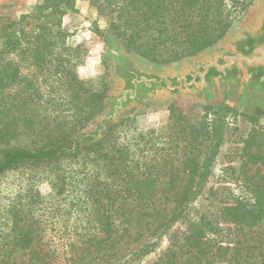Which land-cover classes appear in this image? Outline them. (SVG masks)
<instances>
[{"label":"trees","instance_id":"16d2710c","mask_svg":"<svg viewBox=\"0 0 264 264\" xmlns=\"http://www.w3.org/2000/svg\"><path fill=\"white\" fill-rule=\"evenodd\" d=\"M76 1L42 0L18 19L0 15V178L22 173L17 180L20 188L10 196L3 198L0 190V264H11L10 257L18 248L33 249L29 264H57L50 244L39 240L34 246L36 231L44 227L45 197L35 190L43 180L58 184L55 190L59 195L75 196L87 208L103 209L104 237L84 240L86 246L76 252L74 263L83 258L82 252L91 251V245L113 244L116 227L110 211L116 210L129 220L135 209L147 210L163 174L169 173L172 181L180 170L188 174L180 196L181 204L187 207L202 191L210 174V160L226 130V114L235 109L224 102L205 105L206 114L212 113L211 121L194 123L171 104L166 125L133 130L130 138L112 143L106 152L104 143L123 130L130 118L112 126L95 144L60 150L62 143L70 141L103 110L108 91L106 81L101 88H95L75 70L80 63L76 54L79 46L68 44L63 18L68 11L77 10ZM89 2L101 15L112 16L110 28L129 51L155 63L195 55L216 44L233 25L224 0ZM24 65L31 68L29 77L21 71ZM37 107L43 111H37ZM56 108L58 112H54ZM247 115L256 125L245 139L243 152L248 160L264 165V126L259 124L264 110L258 108ZM39 122L46 130V142L41 147L8 146L26 131H35ZM209 139L213 144L201 161L200 146ZM74 162L78 168L58 171L61 165ZM24 174H28L27 179ZM4 199L8 200L6 204ZM222 213L244 235L253 232L264 237V185L257 184L253 201H229ZM168 218L175 219L176 215ZM201 221L193 226L189 250L194 248L197 256L209 251L226 253L229 245L222 242H230L229 235L203 240L216 230L209 221ZM152 245L153 242L145 244L134 257L150 252ZM210 245L214 248L210 249ZM176 257V251L170 249L157 264H175Z\"/></svg>","mask_w":264,"mask_h":264},{"label":"rangeland","instance_id":"374dc122","mask_svg":"<svg viewBox=\"0 0 264 264\" xmlns=\"http://www.w3.org/2000/svg\"><path fill=\"white\" fill-rule=\"evenodd\" d=\"M41 1L0 0V15L18 19L23 13L32 11ZM255 6L256 0H224V9L230 14L233 24L249 16ZM76 8V11H68L63 18V27L68 32V44L79 46L76 54L79 53L80 63L75 70L88 85L101 88L106 81L109 90L112 76L110 63L106 59L107 47L103 34L112 32V16L101 15L89 0H77ZM21 71L29 77L31 68L24 65ZM222 102L227 104L222 97L208 102L176 100L172 104L182 109L191 122L204 120L209 123L212 113L206 114L205 105ZM170 105L167 103L148 106L124 116L117 124L130 118L129 122L123 130L117 131L115 136L104 143L106 145L103 150H110L114 142L126 141L131 137L133 130H147L166 125ZM229 106L235 109L226 114V130L217 146L216 154L210 160V174L199 196L187 207L184 208L181 204L180 196L185 190L188 174L180 170L175 181L171 180L169 173L163 174L157 180L156 193L148 209H135L129 220L116 210L110 211L116 227L115 242L91 245V251L87 252V249L82 252L83 258L74 263L76 252L80 251V247L86 246L84 240L92 238V241H96L104 237L101 230L103 209L99 211L94 206L87 208L82 201L76 200L75 196L71 198L68 194L59 195L55 190L59 187L58 184L43 180L36 185L35 190L45 197L42 211L44 227L36 231L34 246L39 240L50 244L57 264H157L170 249L177 253L175 264H264V237L260 238L253 232L244 235L234 223L227 222L222 213L224 205L229 201H253L257 184L264 185V165L248 160V156L243 152L245 139L256 125L247 114L254 111L236 104ZM36 110L43 111L41 107ZM58 111L56 108L54 112ZM259 124L264 126V117L260 119ZM42 127L43 123L39 122L35 131H26L19 140L12 141L8 146L41 147L46 142V130H42ZM90 128L92 125L89 123L83 129ZM116 135L119 136L117 139ZM211 144L213 141L209 139L200 146L201 161L208 156ZM65 167L78 168L75 162L67 163L61 165L58 171ZM29 174L32 175L30 172ZM20 176L21 172H13L0 178L3 198L20 188L17 181ZM27 176L28 174H24L23 178L27 179ZM7 201L4 199L3 204ZM173 215H176L175 219L168 218ZM202 219L201 223L209 221V225L214 226L216 230L209 232L203 240L207 237L215 238L220 235L221 238L223 235H229L231 241L222 242L229 245V250L223 255L209 251L197 256L194 248L189 250L191 247L188 245V239L192 235L193 226ZM149 242H153L150 252L134 257V253ZM209 248L214 246L210 245ZM32 252L31 248L14 250L10 257L11 264H29Z\"/></svg>","mask_w":264,"mask_h":264},{"label":"water","instance_id":"95a60500","mask_svg":"<svg viewBox=\"0 0 264 264\" xmlns=\"http://www.w3.org/2000/svg\"><path fill=\"white\" fill-rule=\"evenodd\" d=\"M111 67V88L104 108L60 150L95 144L124 116L176 100L208 102L222 97L228 105L264 110V0L233 24L216 44L166 64L129 51L115 33L103 34Z\"/></svg>","mask_w":264,"mask_h":264}]
</instances>
